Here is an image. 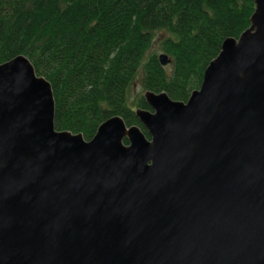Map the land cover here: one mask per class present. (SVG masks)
Returning a JSON list of instances; mask_svg holds the SVG:
<instances>
[{"label": "water", "instance_id": "water-1", "mask_svg": "<svg viewBox=\"0 0 264 264\" xmlns=\"http://www.w3.org/2000/svg\"><path fill=\"white\" fill-rule=\"evenodd\" d=\"M255 2L187 102L147 92L151 138L120 115L92 140L59 131L51 82L25 55L0 63V264H264Z\"/></svg>", "mask_w": 264, "mask_h": 264}, {"label": "trees", "instance_id": "trees-1", "mask_svg": "<svg viewBox=\"0 0 264 264\" xmlns=\"http://www.w3.org/2000/svg\"><path fill=\"white\" fill-rule=\"evenodd\" d=\"M255 10V0H0V63L26 55L51 82L59 131L92 140L120 115L150 136L136 110L150 105L131 100L136 85L188 101Z\"/></svg>", "mask_w": 264, "mask_h": 264}, {"label": "rangeland", "instance_id": "rangeland-1", "mask_svg": "<svg viewBox=\"0 0 264 264\" xmlns=\"http://www.w3.org/2000/svg\"><path fill=\"white\" fill-rule=\"evenodd\" d=\"M158 39L156 40L157 50H159V52H162V49L160 47V42H159L160 40H158ZM146 93H147V91L144 89V87L142 86V84L139 82L136 85V87L133 89L132 93H131V100H132V102L135 101V100H137L138 97H140L141 95L142 96H146Z\"/></svg>", "mask_w": 264, "mask_h": 264}, {"label": "bare ground", "instance_id": "bare-ground-1", "mask_svg": "<svg viewBox=\"0 0 264 264\" xmlns=\"http://www.w3.org/2000/svg\"><path fill=\"white\" fill-rule=\"evenodd\" d=\"M203 82H204V81H203ZM202 85H203V84H202ZM202 85H201V87H202ZM201 87H200V88H201ZM200 88H199V89H200ZM196 90H197V89H196ZM194 91H195V90H194ZM194 91H193V92H194ZM192 94H193V93H192Z\"/></svg>", "mask_w": 264, "mask_h": 264}]
</instances>
